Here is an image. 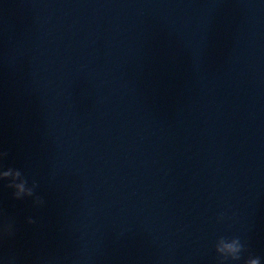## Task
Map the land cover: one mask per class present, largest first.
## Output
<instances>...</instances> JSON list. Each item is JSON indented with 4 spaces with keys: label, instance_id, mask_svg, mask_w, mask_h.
<instances>
[{
    "label": "water",
    "instance_id": "95a60500",
    "mask_svg": "<svg viewBox=\"0 0 264 264\" xmlns=\"http://www.w3.org/2000/svg\"><path fill=\"white\" fill-rule=\"evenodd\" d=\"M0 264H264V0H0Z\"/></svg>",
    "mask_w": 264,
    "mask_h": 264
}]
</instances>
